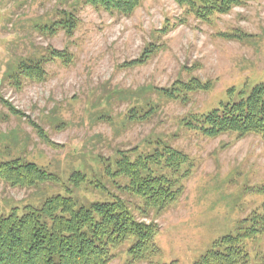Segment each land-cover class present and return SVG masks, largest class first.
Masks as SVG:
<instances>
[{
	"label": "rangeland",
	"instance_id": "obj_1",
	"mask_svg": "<svg viewBox=\"0 0 264 264\" xmlns=\"http://www.w3.org/2000/svg\"><path fill=\"white\" fill-rule=\"evenodd\" d=\"M74 5L79 23L72 35L34 29L57 8ZM51 49L68 53L69 62L48 63L45 82L10 85L11 67ZM195 79L208 88H181L177 100L164 95ZM258 85L264 0H245L209 21L174 0H142L128 16L73 0H0V163L21 159L60 180L32 189L1 182L0 216L39 208L56 195L87 208L120 198L139 222L157 226L160 253L136 263L128 242L112 251L110 264H195L221 237L262 226L249 250L253 264H264V138L207 137L193 126ZM165 147L187 161L159 172L178 197L157 210L126 193L128 179L110 173L121 153L136 161ZM77 174L85 181L73 189Z\"/></svg>",
	"mask_w": 264,
	"mask_h": 264
},
{
	"label": "trees",
	"instance_id": "obj_2",
	"mask_svg": "<svg viewBox=\"0 0 264 264\" xmlns=\"http://www.w3.org/2000/svg\"><path fill=\"white\" fill-rule=\"evenodd\" d=\"M73 1L127 16L142 2ZM174 1L187 7L198 19L209 21L215 15L229 13L245 0ZM77 11L76 5L70 6L69 11L57 8L55 16L35 25L34 29L44 35L58 31L72 35L79 23ZM56 60L67 64L69 54L51 49L47 56L22 58L9 69L6 78L10 85L17 88L22 87L24 80L45 82L48 77L46 66ZM181 88L197 92L208 87L195 79L192 83H179L175 89L166 90L164 95L177 100ZM11 111L20 114L13 109ZM195 123V129L207 137L237 133L240 136L256 134L264 138V85L254 87L246 99L222 103ZM186 161L182 152L170 147L158 149L136 161L121 153L117 170L110 176L128 179L129 186L124 189L127 194L139 197L152 209L160 210L174 202L178 193L174 191L172 181L159 172L176 169ZM84 181L80 174L70 180L73 189L79 188ZM1 182L12 187L32 189L47 182L59 183L60 180L34 163L16 159L0 163ZM68 193L71 194L72 190ZM262 227L247 228L240 234L221 237L195 264H253L249 240L255 239L259 235L257 233L262 232ZM157 234V226L139 222L124 199L94 203L87 208L78 207L70 195H56L39 208L28 206L23 212L16 208L8 216H0V264H110L112 251L128 242H132L128 252L134 262H151L160 253L155 240Z\"/></svg>",
	"mask_w": 264,
	"mask_h": 264
}]
</instances>
